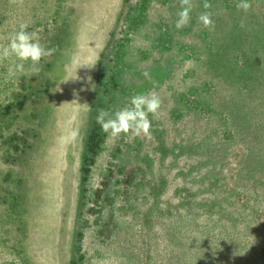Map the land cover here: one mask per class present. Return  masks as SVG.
<instances>
[{
  "label": "rangeland",
  "instance_id": "1",
  "mask_svg": "<svg viewBox=\"0 0 264 264\" xmlns=\"http://www.w3.org/2000/svg\"><path fill=\"white\" fill-rule=\"evenodd\" d=\"M204 2L0 0L55 49L0 62V264H264V0ZM152 89L150 138L96 123Z\"/></svg>",
  "mask_w": 264,
  "mask_h": 264
},
{
  "label": "clouds",
  "instance_id": "2",
  "mask_svg": "<svg viewBox=\"0 0 264 264\" xmlns=\"http://www.w3.org/2000/svg\"><path fill=\"white\" fill-rule=\"evenodd\" d=\"M10 3L22 4L23 0H10ZM196 6L193 0H180V11L177 13L178 18L175 23V27L178 30L188 26L191 20V12ZM203 7L206 11L202 12L198 19L205 28L214 30L213 14L211 11H207L211 9L212 5L205 0ZM236 7L247 13L251 9L252 4L249 0H239ZM28 27V23H21L19 29L8 37V43L6 45L0 44V62L9 60L10 58H15L16 61H19L14 67L9 69V74L12 76H15L17 73L25 74L24 64L29 61L31 62V72L33 74L38 73L39 68L36 65L43 58L51 57L55 52L54 48L43 46L35 38V33L27 31ZM240 27H244L243 21ZM72 63L76 65V70L84 66L89 68L94 66L89 63H81L75 58ZM144 76L145 78H150V74L147 71L144 72ZM75 78L72 77L71 79ZM160 105L161 101L155 89L149 90L146 93H137L130 97L127 106L115 112H110L103 108L99 109L96 123L100 125L104 133L110 135L112 138H118L121 134L130 135V137L144 135L150 138L152 122L149 120V115L151 114L154 118H158ZM77 136L78 131L72 130L61 135L59 139L62 143L68 144L74 142Z\"/></svg>",
  "mask_w": 264,
  "mask_h": 264
},
{
  "label": "trees",
  "instance_id": "3",
  "mask_svg": "<svg viewBox=\"0 0 264 264\" xmlns=\"http://www.w3.org/2000/svg\"><path fill=\"white\" fill-rule=\"evenodd\" d=\"M93 141H95V139L93 137H91L90 144H89V150H90L91 153L96 154V151H97V149L99 148L100 145L98 144V142L94 143Z\"/></svg>",
  "mask_w": 264,
  "mask_h": 264
}]
</instances>
